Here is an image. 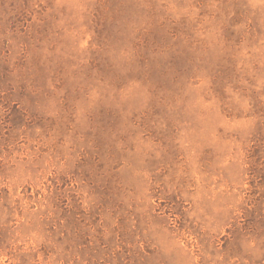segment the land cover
Listing matches in <instances>:
<instances>
[{
    "label": "rangeland",
    "instance_id": "obj_1",
    "mask_svg": "<svg viewBox=\"0 0 264 264\" xmlns=\"http://www.w3.org/2000/svg\"><path fill=\"white\" fill-rule=\"evenodd\" d=\"M0 264H264V0H0Z\"/></svg>",
    "mask_w": 264,
    "mask_h": 264
}]
</instances>
